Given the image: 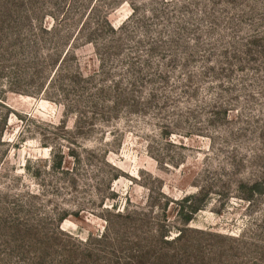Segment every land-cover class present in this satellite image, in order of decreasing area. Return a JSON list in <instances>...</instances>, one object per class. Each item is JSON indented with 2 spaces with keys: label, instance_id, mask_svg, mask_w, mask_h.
Here are the masks:
<instances>
[{
  "label": "rangeland",
  "instance_id": "obj_1",
  "mask_svg": "<svg viewBox=\"0 0 264 264\" xmlns=\"http://www.w3.org/2000/svg\"><path fill=\"white\" fill-rule=\"evenodd\" d=\"M0 264H264V0H0Z\"/></svg>",
  "mask_w": 264,
  "mask_h": 264
},
{
  "label": "trees",
  "instance_id": "obj_2",
  "mask_svg": "<svg viewBox=\"0 0 264 264\" xmlns=\"http://www.w3.org/2000/svg\"><path fill=\"white\" fill-rule=\"evenodd\" d=\"M108 27H109V23H108ZM112 31L115 32V30L113 28H111ZM258 186V184H254V186L248 188V190L252 193L254 192L255 188ZM202 193V192H201ZM202 195V194H200ZM199 196H195V195H190V196H187L183 199V204L185 203H188L190 201L189 204H187L186 206L185 205H182V208L183 209H187V211L184 213L183 211V215H185L186 217V221H188L187 219L193 217L194 215H196L200 210V200L201 198ZM118 216L122 217L123 214H120V212H118ZM185 235H184V232L180 231L179 235L176 236V238H174L172 241H182L184 239ZM103 236H99V240L102 239Z\"/></svg>",
  "mask_w": 264,
  "mask_h": 264
}]
</instances>
